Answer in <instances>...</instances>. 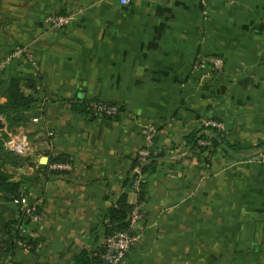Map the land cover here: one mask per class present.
Listing matches in <instances>:
<instances>
[{"label": "crops", "instance_id": "crops-1", "mask_svg": "<svg viewBox=\"0 0 264 264\" xmlns=\"http://www.w3.org/2000/svg\"><path fill=\"white\" fill-rule=\"evenodd\" d=\"M67 13L71 27L45 24ZM18 47L36 72L21 59L0 76L22 78L37 102L14 135L29 143L19 170L29 197L45 201L41 222L22 220L27 246L3 251L0 264H78L83 252L103 264L109 212L145 146L146 122L158 127V157L145 174L143 235L121 264H264V165L249 150L264 143V0H1L0 62ZM210 56L224 59L221 72L195 68ZM91 100L123 114L93 116L83 106ZM213 120L239 158L187 145Z\"/></svg>", "mask_w": 264, "mask_h": 264}, {"label": "trees", "instance_id": "trees-1", "mask_svg": "<svg viewBox=\"0 0 264 264\" xmlns=\"http://www.w3.org/2000/svg\"><path fill=\"white\" fill-rule=\"evenodd\" d=\"M0 97H4L5 99V101L0 104V117L4 118L7 124L6 130L0 129V234L2 233L3 235L4 231L9 232L8 245L4 250V253L6 256H11L12 251L17 247L14 240L21 239L16 230V225L20 222V219L14 216H9L18 213V207L13 201L26 196L28 197L31 190L27 187L28 178L24 174L19 173L20 169L25 168L29 159L10 152L7 148V141L11 134L17 133L19 128L27 127L29 122V112L34 109L37 102L33 96L24 92L22 78L12 75L5 76L4 79L0 76ZM88 102L89 101L83 103L85 108L87 107ZM205 130H207L209 134H206L203 131L192 132L189 134L186 137L187 145L193 150L210 151V153H214V151L221 148L228 154L239 158L237 156L240 151L239 146L228 142L225 137V131L218 130L212 126H207ZM200 141L208 142L209 145H200ZM252 149L261 151L258 154L259 157L264 155V143L254 148H250L249 150ZM157 157L158 154H152L148 158L142 168L144 174L149 170H153L152 164ZM137 164L138 159L135 166ZM17 174L20 175V180L14 179ZM133 177V173H131L130 178L125 185V193L118 200L116 206L109 212L110 221L106 225L105 236H108L115 230H126L129 226L128 218L133 209V205L128 204L127 197L128 194L131 193L130 189L133 183ZM145 185L146 183L141 186L138 194L139 200H145L143 192ZM9 199H12V201ZM77 262L78 264H94L97 261L95 258H89L88 253L83 252L77 259Z\"/></svg>", "mask_w": 264, "mask_h": 264}, {"label": "built area", "instance_id": "built-area-1", "mask_svg": "<svg viewBox=\"0 0 264 264\" xmlns=\"http://www.w3.org/2000/svg\"><path fill=\"white\" fill-rule=\"evenodd\" d=\"M204 7H206L208 0H201ZM130 0H120L123 6L128 5ZM0 18H1V0H0ZM75 22L74 14H53L45 20V24L51 30L61 31L71 27ZM24 59L31 66L32 70L36 72L38 63L33 55L24 47L14 49L8 57L0 62V73L8 66L17 60ZM225 66V61L219 56H210L201 58L197 61L195 68L199 72L208 70L209 74H216L221 72ZM36 74V73H35ZM86 110L93 116L115 119L123 114L121 107L117 104H111L98 100H91L88 102ZM208 126L224 131V126L221 122L209 121ZM141 133L145 141V146L139 151L138 164L132 169L133 183L131 186V193L136 196V202L133 204V209L128 218L129 226L126 230H115L103 239V251L100 254V259L103 264H121L128 253H130L138 244L143 235L140 227L145 215V202L138 199L142 184L146 183L145 174L142 172L144 164L148 158L157 151L154 148V141L158 133V127L153 122H146L142 125ZM200 145H209L208 142L200 141ZM7 148L10 152L19 156H25L29 152V143L25 136L10 135L7 142ZM259 162L264 165V155H261ZM60 167L70 170V165H60ZM44 197L38 196L31 199L29 196L15 199L13 202L18 207V212L21 216L20 222L16 225V230L21 239H15L14 243L17 247H26L22 236L28 233V229L22 223V220H28L31 223L38 224L42 220L40 208L44 204ZM10 257V256H9Z\"/></svg>", "mask_w": 264, "mask_h": 264}, {"label": "rangeland", "instance_id": "rangeland-1", "mask_svg": "<svg viewBox=\"0 0 264 264\" xmlns=\"http://www.w3.org/2000/svg\"><path fill=\"white\" fill-rule=\"evenodd\" d=\"M5 71V70H4ZM3 71V72H4ZM6 72V71H5ZM8 141H9V139H8ZM7 141V142H8ZM16 176V175H15ZM10 217L12 216V215H9ZM3 236H2V233L0 234V253H2L4 250H5V244H4V242H3V238H2ZM5 241V240H4Z\"/></svg>", "mask_w": 264, "mask_h": 264}, {"label": "water", "instance_id": "water-1", "mask_svg": "<svg viewBox=\"0 0 264 264\" xmlns=\"http://www.w3.org/2000/svg\"><path fill=\"white\" fill-rule=\"evenodd\" d=\"M6 125L2 122V120H0V129H5ZM48 161L47 158H42L41 160V164H46ZM10 201H12V199H9Z\"/></svg>", "mask_w": 264, "mask_h": 264}]
</instances>
